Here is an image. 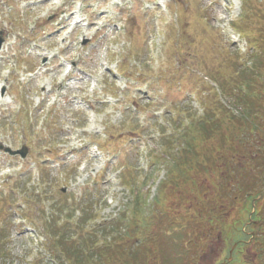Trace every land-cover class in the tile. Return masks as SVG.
<instances>
[{"label": "rangeland", "instance_id": "1", "mask_svg": "<svg viewBox=\"0 0 264 264\" xmlns=\"http://www.w3.org/2000/svg\"><path fill=\"white\" fill-rule=\"evenodd\" d=\"M263 16L264 0H0V144L28 148L25 159L0 151L12 264H53L38 232L81 220L88 232L114 224L115 239L138 227L152 264H261L240 242L256 230L259 197L229 213L208 248L194 215L212 205L215 177L180 180L175 190L161 161L168 155L156 157L206 111L234 107L221 90L237 92L251 62L264 65L248 42L258 40ZM194 143L199 155L216 144ZM202 187L210 193L199 201L192 190ZM144 220L150 227L140 228Z\"/></svg>", "mask_w": 264, "mask_h": 264}, {"label": "trees", "instance_id": "2", "mask_svg": "<svg viewBox=\"0 0 264 264\" xmlns=\"http://www.w3.org/2000/svg\"><path fill=\"white\" fill-rule=\"evenodd\" d=\"M260 28L258 37L260 42L257 41V47L264 58V23ZM243 73L245 76L242 75ZM243 73L234 85L237 92L227 93L230 85L222 84L224 88L221 92L234 99V102L231 100L233 108L219 103L213 110L206 111L198 123L188 125L186 131L180 133L178 137L167 138L163 153L156 157L158 159L163 154L168 155L161 161L168 167L170 183L174 185L175 190L180 189V180L185 184L190 180L191 183L188 185L196 186L195 180L191 177L208 175L207 181L205 180L207 183L210 176L215 177V180L208 183L209 186L215 187L211 192V196L215 197L212 205L205 210L197 211V216L194 215L197 219L196 227H200L204 234L213 230H208L206 227H222L225 218L236 210L239 204L246 206L258 197L259 201L254 203L256 210L253 212V223L250 227H258L255 228L258 234L264 233V65L252 62L250 69ZM236 109L237 114H234L233 110ZM197 137L202 138L205 143L209 141L216 143L204 149L206 152L208 149L211 154L197 153L201 150L197 149L198 146L196 147L194 143ZM127 189L134 194L132 186H127ZM192 191L199 201L208 198L205 195L210 193L203 187ZM135 196L136 194L133 197ZM140 207L141 205L137 203L134 210H139ZM65 211L62 209L61 213ZM6 213L5 210H0V221L5 225L0 227V264H12L6 245L10 233L7 219L5 220ZM23 218L29 219L27 216ZM64 220L69 223L71 218L64 216ZM85 222L81 220L76 226L60 224L59 227H55L54 221L43 227L42 249L50 262L53 264H152L147 259L146 252L149 241L147 238V240L137 238L138 227H124L126 232L119 239H115L112 234L119 227H115L114 224L105 227L102 223L103 227H93V231L88 232L87 227L82 224ZM52 225L54 227H51ZM147 226L150 227V224L145 220L140 224V228ZM130 229L134 236L129 235ZM145 231L147 229H141V233ZM98 232L105 236L98 238ZM134 238L136 244H127ZM196 241H199L198 237L192 238L189 242L193 245ZM104 244L105 246H102ZM251 245L255 248L254 252L258 258H264V235L256 236ZM155 249L156 251L150 250L151 256L157 254V246Z\"/></svg>", "mask_w": 264, "mask_h": 264}, {"label": "flooded vegetation", "instance_id": "3", "mask_svg": "<svg viewBox=\"0 0 264 264\" xmlns=\"http://www.w3.org/2000/svg\"><path fill=\"white\" fill-rule=\"evenodd\" d=\"M208 230L209 229H214L215 227H206ZM253 228V227H252ZM254 228H256V227H254ZM206 237H208V248H211L212 247V244H214V242H219V240H218V238H216V237H220L221 235L219 234H213V233H206V235H205ZM255 237V232L254 231H252V232H250V235H249V241L246 243V242H244V241H240L242 244H245V245H247V246H250L251 247V251L253 250V246H251V243H252V238H254ZM216 240V241H215ZM218 240V241H217ZM241 243H237L238 245H240ZM204 253V252H203ZM241 253H245V252H241ZM200 258H201V256H199ZM203 258V257H202ZM254 258H255V260H253V261H251V263L252 262H256L257 261V256H256V254L254 255ZM250 263V262H249Z\"/></svg>", "mask_w": 264, "mask_h": 264}, {"label": "water", "instance_id": "4", "mask_svg": "<svg viewBox=\"0 0 264 264\" xmlns=\"http://www.w3.org/2000/svg\"><path fill=\"white\" fill-rule=\"evenodd\" d=\"M2 42H3V39L0 37V46H1ZM0 149H2L1 146H0ZM4 151L10 153L11 155L19 154L21 157H24L26 154V149H24V148L22 150L16 151V152H10L8 149H4Z\"/></svg>", "mask_w": 264, "mask_h": 264}]
</instances>
